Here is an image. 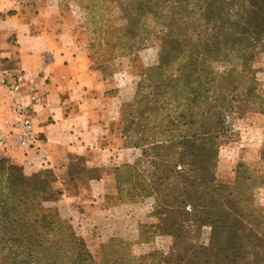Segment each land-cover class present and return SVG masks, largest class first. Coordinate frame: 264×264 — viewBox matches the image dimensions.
I'll return each instance as SVG.
<instances>
[{
  "label": "trees",
  "instance_id": "obj_1",
  "mask_svg": "<svg viewBox=\"0 0 264 264\" xmlns=\"http://www.w3.org/2000/svg\"><path fill=\"white\" fill-rule=\"evenodd\" d=\"M73 1L87 16L89 7L120 9L125 21L107 18L102 53L141 66L118 119L132 159L108 172L126 221L135 220L131 203L153 198L161 224L137 222L135 231L146 242L171 236L177 256L158 249L136 255L131 242L113 237L96 257L72 222L47 206L59 194L52 170L27 175L0 151V264H264V213L247 187L216 175L231 118L264 114V0ZM149 50L156 61L144 66ZM148 146L151 155L140 153Z\"/></svg>",
  "mask_w": 264,
  "mask_h": 264
},
{
  "label": "crops",
  "instance_id": "obj_2",
  "mask_svg": "<svg viewBox=\"0 0 264 264\" xmlns=\"http://www.w3.org/2000/svg\"><path fill=\"white\" fill-rule=\"evenodd\" d=\"M28 8L15 7L13 15L0 17V134L4 140L0 148L29 172L51 169L62 174L57 184L64 188V198L70 195L74 202L98 206L108 170L132 159V149L114 130L122 90L111 94L104 75L89 68L77 44L79 23L71 10L61 7L59 0L31 7V15L26 16L23 10ZM3 77L20 78V90L9 93ZM16 100L29 106L39 137L35 147L24 149L16 143ZM76 167L105 173L89 178L87 198L67 189Z\"/></svg>",
  "mask_w": 264,
  "mask_h": 264
},
{
  "label": "rangeland",
  "instance_id": "obj_3",
  "mask_svg": "<svg viewBox=\"0 0 264 264\" xmlns=\"http://www.w3.org/2000/svg\"><path fill=\"white\" fill-rule=\"evenodd\" d=\"M83 1L87 3V0ZM47 2L49 0H0V16L6 17L7 12L15 10V7H29L27 10H23L24 14L29 16L32 13L31 7H46ZM63 7L71 10L79 23L76 31L77 44L87 57L89 68L99 71L101 76L104 75L105 79L108 80L107 85L111 89V94L122 90L124 97H130L133 92L134 74L139 72L141 66H138L137 63L130 66L128 59H123L119 56L110 59L108 56H104L105 53H102L105 47L102 36L103 31L108 28L107 18H112L113 23L118 26L125 23L124 20L120 19V9L112 10L113 7H97L93 9L89 7L88 11L90 12L87 16L73 0L64 1ZM97 28L101 30L96 32ZM146 53V59L142 60L141 64L151 66L156 61V58L152 57L154 52L149 50ZM259 65L264 69V56ZM259 77L264 89V71L259 74ZM120 83V87L116 86ZM258 110L245 114L237 113L231 118L230 125L233 130L221 139L222 145L219 150L216 175L220 183H234L236 186L243 184V188L247 187V192L251 194V203L264 213V114ZM15 126L16 124L14 123L13 129L16 128ZM114 130H118L121 133L122 126L117 124ZM2 141L4 140H2V135L0 134V142ZM16 143H18L17 140ZM18 145L21 146L19 143ZM0 151H3L2 148H0ZM152 151V146H148L141 149L140 153L151 155ZM3 153V155H6V151H3ZM143 159L146 158L143 157ZM140 166L143 171L148 169L143 166V163ZM79 167L81 166L79 165ZM23 168L24 173L27 175L35 173L26 170L24 165ZM77 168L70 172L71 182H69L67 189L70 193H82L87 198L90 191L89 178L105 175V173L85 171ZM61 175L53 171L49 175V182L59 191V194H57L58 199L48 203L47 206L58 210L64 218L72 222L76 231L85 238L90 250L96 257H99L101 245L113 237L131 242L133 246L131 247L136 255L158 249L168 251L173 259L177 256V249L173 246V238L171 236L155 237V235H148L150 241L146 242L145 238L141 239L140 230L138 232L135 231L137 222L139 223V228L143 224H161V218L151 213L152 206L149 203L153 202V198L145 197L142 201L131 203L134 210L129 211L132 214L130 219L135 218L134 223H131L125 220L130 214L126 210H120V206L123 205L119 200L115 174L106 173L109 176V180L106 182L105 189L101 188L100 190L102 195L100 196L101 201L97 203L98 206L91 202H74V200L70 199V195L68 199L67 197L64 198V188L60 186L61 183L57 184L60 179L62 181ZM61 199L64 202H61ZM93 207L97 209H92ZM106 209L108 212H106ZM85 212L89 215H97V218L88 216ZM133 225L135 232L131 234Z\"/></svg>",
  "mask_w": 264,
  "mask_h": 264
},
{
  "label": "built area",
  "instance_id": "obj_4",
  "mask_svg": "<svg viewBox=\"0 0 264 264\" xmlns=\"http://www.w3.org/2000/svg\"><path fill=\"white\" fill-rule=\"evenodd\" d=\"M2 83L7 88L8 92L14 95L20 90L21 80L17 77L2 78ZM16 111V128H17V142L25 149L32 148L36 145L39 137L35 131L32 118L29 114V106L24 105L19 101H15Z\"/></svg>",
  "mask_w": 264,
  "mask_h": 264
}]
</instances>
